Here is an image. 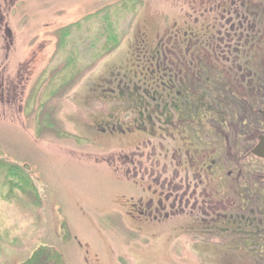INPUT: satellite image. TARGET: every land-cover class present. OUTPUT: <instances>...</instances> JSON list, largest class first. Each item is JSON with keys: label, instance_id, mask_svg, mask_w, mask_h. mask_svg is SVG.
<instances>
[{"label": "rangeland", "instance_id": "rangeland-1", "mask_svg": "<svg viewBox=\"0 0 264 264\" xmlns=\"http://www.w3.org/2000/svg\"><path fill=\"white\" fill-rule=\"evenodd\" d=\"M225 1L20 4L22 12L11 18L17 36L10 60L43 48L23 104L0 105V164L17 167L25 177H9L0 166V264H24L41 247L60 256L51 254L42 264H257L256 257L242 262L238 251L222 248L220 237L195 235L174 243L166 233H135L114 205L135 196L121 190L119 164H106L124 148L105 136L102 123L93 129V123L107 121L110 107L124 106L119 92L138 82L144 50L190 37L207 23L222 30L217 12L205 11ZM236 1L257 14L264 6V0ZM108 250L112 257L100 256Z\"/></svg>", "mask_w": 264, "mask_h": 264}, {"label": "flooded vegetation", "instance_id": "flooded-vegetation-1", "mask_svg": "<svg viewBox=\"0 0 264 264\" xmlns=\"http://www.w3.org/2000/svg\"><path fill=\"white\" fill-rule=\"evenodd\" d=\"M23 1L0 0L3 106L23 104L43 48L10 60L17 36L11 18ZM237 2L206 9L224 20L222 30L207 23L190 37L144 50L139 83L121 88L124 106L110 107L107 121L93 129L102 123L105 136L124 148L106 164H119L121 190L135 196L114 203L135 233H166L174 243L220 237L222 248L238 251L242 262L256 257L264 264V161L254 152L264 137V71L255 70V61H264L256 54L264 38L255 7Z\"/></svg>", "mask_w": 264, "mask_h": 264}, {"label": "trees", "instance_id": "trees-1", "mask_svg": "<svg viewBox=\"0 0 264 264\" xmlns=\"http://www.w3.org/2000/svg\"><path fill=\"white\" fill-rule=\"evenodd\" d=\"M259 10H260L259 14H257V22L260 23V26H258V28L260 30V35L262 36L261 38H264V6L261 5V7H259ZM262 43H264V42H262ZM262 46H264V45L262 44L261 47L256 49L257 55L259 54L258 52H260V51H261V53H263L262 51H264V50H262V49H264V47H262ZM255 70L258 72L264 71V61L263 60L255 61ZM0 166L5 171L7 176L12 177V178H17L19 181H21L22 178L25 179V177L22 175V172L17 167L8 166V165H4V164H0ZM40 249L41 250L39 252L37 251L32 259L28 260L24 264H42L41 263L42 260L46 261V259H48L50 256H52L51 254H54V256H56L57 259H58V257L60 259V256H58L59 255L58 252H55V253L50 252L51 250H48L47 247H41Z\"/></svg>", "mask_w": 264, "mask_h": 264}, {"label": "water", "instance_id": "water-1", "mask_svg": "<svg viewBox=\"0 0 264 264\" xmlns=\"http://www.w3.org/2000/svg\"><path fill=\"white\" fill-rule=\"evenodd\" d=\"M254 152L258 157L262 158L264 161V137L260 138V142Z\"/></svg>", "mask_w": 264, "mask_h": 264}]
</instances>
